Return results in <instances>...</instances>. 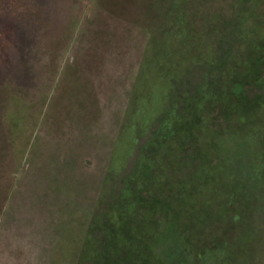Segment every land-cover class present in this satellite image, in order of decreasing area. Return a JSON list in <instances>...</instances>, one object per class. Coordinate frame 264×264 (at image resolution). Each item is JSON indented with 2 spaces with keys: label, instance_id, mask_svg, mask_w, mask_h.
<instances>
[{
  "label": "rangeland",
  "instance_id": "obj_1",
  "mask_svg": "<svg viewBox=\"0 0 264 264\" xmlns=\"http://www.w3.org/2000/svg\"><path fill=\"white\" fill-rule=\"evenodd\" d=\"M22 1L0 0V264H98L100 225L130 226L125 187L140 180L133 173L161 117L205 85H229L231 63L220 66L264 39V0ZM259 48L264 55V41ZM207 117L220 161L198 158L203 172L191 176L192 150L178 144L182 165L161 170L170 180L158 177L151 193L177 194L188 179L171 200L187 264H264V156L248 178L244 132H224L232 120L225 125L216 108ZM249 120L248 147L264 155V108ZM156 217L153 247L163 258L173 252L162 237L171 220ZM145 227L117 231L119 253L139 249ZM179 258L175 251L172 264Z\"/></svg>",
  "mask_w": 264,
  "mask_h": 264
},
{
  "label": "trees",
  "instance_id": "obj_2",
  "mask_svg": "<svg viewBox=\"0 0 264 264\" xmlns=\"http://www.w3.org/2000/svg\"><path fill=\"white\" fill-rule=\"evenodd\" d=\"M24 1L25 0L22 2ZM27 3L28 0H26V5ZM21 28L22 25H19V21H17V23L14 22L13 30L9 32L12 38L10 45H14L15 50L21 42ZM263 41L264 39H257L258 50L254 48L255 46H250L251 52L249 56L243 55L242 61L239 59V61H236V59L233 58L228 62L222 63L220 66L222 69L225 64L231 63V71H226L225 68L223 69L226 75L231 77L227 87H221V85H205L201 87L196 97H189L184 100L183 108L180 112L175 110L174 107H171V114L167 113L161 117L158 131L146 146L140 157L142 163L137 165L133 173L134 177L140 178V180L128 182L125 187L129 195V198H127L128 200H126L128 202L126 206L130 205L129 202L135 204V209H126L123 212L130 226L119 232L117 229L107 225H100L96 237V249L99 253V259H97L95 263L172 264V257L176 251L179 256L181 255L182 257L179 258V264H187L186 254L189 249L188 238L185 236V231L182 229L180 221L178 223L180 216L179 213L177 214L176 209H174V205H171V200H176V202L179 201V195H181L183 187L187 184L188 179L182 180L180 183L181 188L177 191V194L172 195L171 193H167L166 195V191L164 193L162 192L161 196L159 195V197L155 198L151 192L155 189L158 192L157 188L161 185L160 181H156L160 179L158 177H167L163 175L165 173H161V170H169L172 165H182L183 160L180 158L178 162L177 160L179 158L174 159V154L172 153L178 144L183 146V150L186 149V153L190 152L189 149L192 150V154L189 158L198 166L197 169L190 174L191 176L199 170L203 172V166L199 165L198 158L212 159V161H215V164L220 161L219 159L214 160V157H212L216 151L214 147L216 136L213 138V135L209 132L207 127L209 121L207 116L211 113L212 109H218V111L227 118V123L224 122L225 125L228 124L229 120H232V122L230 121L232 127H228L230 129H224V132L233 130L236 127V130L239 129L244 132V141H242L241 144L244 150L247 151L253 164L252 167L249 168L247 176L249 178L255 175L254 159L264 155L255 154V150L248 147L247 140L249 138L245 130L251 126L249 125V117L257 115V113L264 108V57L262 58L264 55L258 56V53L255 54V52L252 51L253 49L257 50V52L260 51L259 46L263 44ZM14 46H12V49H14ZM235 64L236 66L237 64L242 65L241 67L245 66L242 73L237 71L239 65L236 67ZM221 91L225 98V103L218 106L215 100L219 97V94L221 95ZM258 126L264 128V121L260 122ZM178 146L180 147V145ZM181 150L180 148V151ZM210 153H213V155L211 156ZM226 165L223 166L224 173L227 174L229 172L230 174L231 170L229 169L231 168L228 166L229 169H227ZM237 165L238 161L236 160L233 166L236 167ZM130 183L132 185H130ZM143 193H146L147 196L145 195L143 197ZM163 212L168 213L170 216L171 229L167 233H163L162 237L172 242L170 246L173 252L162 258L157 255L153 243L159 236L156 232L158 223V218L156 216L161 215V213L163 214ZM180 212L182 213L183 209H180ZM135 221H142V223L146 225L142 232H140L141 239L144 242L137 250L133 247L128 248L125 251L126 255L122 250L119 253L120 247L116 240H114V238L117 237H115V235L118 231L120 235L124 234L129 236L130 227L134 225ZM105 223L106 221H104V224ZM154 224L155 228H153ZM130 251L132 253L137 252V255H128ZM108 257H110V260H108ZM137 257H139V259Z\"/></svg>",
  "mask_w": 264,
  "mask_h": 264
}]
</instances>
